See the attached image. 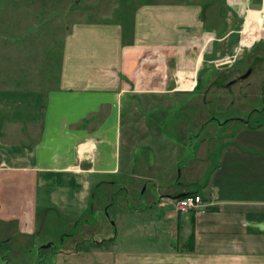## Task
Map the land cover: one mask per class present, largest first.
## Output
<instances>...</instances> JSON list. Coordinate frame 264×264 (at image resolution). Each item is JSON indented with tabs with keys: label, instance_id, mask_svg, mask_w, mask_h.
Instances as JSON below:
<instances>
[{
	"label": "crops",
	"instance_id": "1",
	"mask_svg": "<svg viewBox=\"0 0 264 264\" xmlns=\"http://www.w3.org/2000/svg\"><path fill=\"white\" fill-rule=\"evenodd\" d=\"M117 9V18L111 12L72 24L51 84L38 69L37 36L26 33L25 43L12 47L0 32V264H264L262 109L225 121L191 115L197 130L185 135L194 140L183 149V166L175 162L178 174L168 178L145 174L153 162L139 167L131 158L141 130L145 142L155 135L140 122L139 104L148 111L154 97L163 105L210 103L186 94L198 88L203 68H229L220 67V55L232 52L237 39L245 47L264 42V0H142ZM213 120L217 129L207 127ZM145 181L165 184L160 207L181 194L211 205L182 215L173 201L161 220L150 206L138 228L152 235L161 229L164 239L145 250L124 249L101 231L84 241L94 240L90 254L62 249L53 261L42 260L41 248L52 243L36 238L41 216L81 218L107 205L99 191L144 194ZM72 237L61 241L63 248L81 244Z\"/></svg>",
	"mask_w": 264,
	"mask_h": 264
},
{
	"label": "rangeland",
	"instance_id": "2",
	"mask_svg": "<svg viewBox=\"0 0 264 264\" xmlns=\"http://www.w3.org/2000/svg\"><path fill=\"white\" fill-rule=\"evenodd\" d=\"M35 1H37V8L31 6V2ZM133 1L142 0H0V32L7 37L3 43L6 46L22 45L25 42L20 39L26 33L36 35L41 59L38 69L44 70L45 84H51L56 68L62 60L64 36L72 24L76 21L96 22L101 20L104 14H111V12L114 16L115 12L119 11L117 8L120 5H128ZM114 17L117 18V15ZM26 42L28 43L26 49H28L32 42ZM235 42L236 45L232 52L225 57L220 55V67L229 68L222 72L208 67L203 68L200 72L198 88L195 92L186 94L188 98L206 97L207 101H211L210 103H190L187 106L183 104L181 106L163 105L158 103L163 100L154 97L156 103L151 104L148 111L139 104L140 114L144 116V118L139 116L142 119L140 122L150 129L155 128L151 143L143 141L146 134H142V130L139 132L140 144L136 146L131 157L132 161H139V167L144 161L153 162L154 167L148 169L149 171L144 169L145 174L148 172L149 176H152L154 172L155 176L160 177L162 173H165L161 176L163 179L168 178L171 173L178 174L179 170L175 162L183 166L184 163L180 162H185L186 155H188L183 149L186 146L189 149L188 143L191 139L194 140V137L190 138L185 134L190 131L195 133L197 130L194 125H191L189 120L191 115L203 114L205 117L210 116V118L215 117L217 120L225 121L233 116H244L253 108L264 111V42L253 40L252 44L254 42L257 44L252 50H247L253 47L252 44L245 47L241 46L240 40L237 39ZM248 71H250L248 77L241 79ZM47 87L43 89L48 91ZM217 101L221 102L216 103ZM236 125L229 124L227 128L233 129L237 127ZM181 127L185 130L183 133H181ZM207 127L217 129L214 120L209 122ZM149 133L152 134L151 131ZM161 137L167 142L160 141ZM186 153L189 151L187 150ZM130 181L132 180H129L127 184ZM143 183L146 185L144 194L141 188H130L127 193L121 189L115 190L107 195L103 194L106 191H99L96 197L99 198L98 200H101L103 196H105L104 199L108 198L107 205L97 212H86L78 219L56 211L41 216L43 220L38 223L36 238L38 242H43L42 246L52 243L48 249L41 248L42 260L44 262L53 261L57 252L62 249L74 250L77 256L90 254V250L95 248L94 240L91 238L87 241L89 244L84 241L89 238L87 236H97L101 234V231L106 233L109 231L118 245L124 249L138 247L145 250L153 246V242L164 239L163 230L160 229L152 235L148 231H141L138 225H146L149 218L147 211L150 206L151 212L161 220L174 210V202L165 200L163 207L158 205L161 190L165 188L163 181L155 182V184L152 181ZM133 209L145 212V214L136 216L132 214ZM84 219L88 221L90 227L85 232L83 230ZM161 226L162 223L159 222V227ZM71 235L73 236L71 243L74 241L81 244H77L74 248H63L61 241L69 239ZM98 240H101L100 237ZM155 245L162 248V245ZM103 246L108 247L106 244Z\"/></svg>",
	"mask_w": 264,
	"mask_h": 264
},
{
	"label": "built area",
	"instance_id": "3",
	"mask_svg": "<svg viewBox=\"0 0 264 264\" xmlns=\"http://www.w3.org/2000/svg\"><path fill=\"white\" fill-rule=\"evenodd\" d=\"M210 203L197 194L186 195L175 201V208L179 214L185 215L191 211L203 213Z\"/></svg>",
	"mask_w": 264,
	"mask_h": 264
},
{
	"label": "water",
	"instance_id": "4",
	"mask_svg": "<svg viewBox=\"0 0 264 264\" xmlns=\"http://www.w3.org/2000/svg\"><path fill=\"white\" fill-rule=\"evenodd\" d=\"M250 74V71H248L245 75H243L242 77H241V79H245L246 77H248V75ZM184 197V195L183 194H181V195H178V196H175V197H169V199L170 200H172V201H176V200H178V199H180V198H183ZM50 245H47V247H49Z\"/></svg>",
	"mask_w": 264,
	"mask_h": 264
}]
</instances>
